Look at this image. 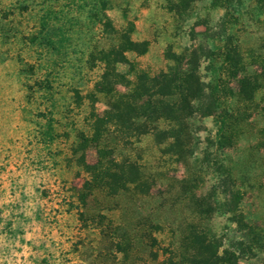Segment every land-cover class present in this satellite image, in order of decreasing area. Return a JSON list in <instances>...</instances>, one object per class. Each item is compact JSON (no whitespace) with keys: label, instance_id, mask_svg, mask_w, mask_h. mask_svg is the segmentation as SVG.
<instances>
[{"label":"rangeland","instance_id":"1","mask_svg":"<svg viewBox=\"0 0 264 264\" xmlns=\"http://www.w3.org/2000/svg\"><path fill=\"white\" fill-rule=\"evenodd\" d=\"M68 1L0 0V264H114L96 258L106 246L80 213L77 191L87 179L80 158L89 164L96 159L92 115L108 109L109 96L98 84L105 65L96 51H116L123 35L143 42L138 50L144 52L124 57L150 75L174 65L173 54H185L184 67L196 70L206 94L216 85L224 88L209 109L236 108L238 121L231 145L220 146L216 115L204 114L210 99L194 102L182 155L152 135L134 139L113 128L114 155L138 163L141 175L152 180L150 193L131 191L113 200L99 194L89 198V211L106 206L103 212L128 224L151 218L183 228L194 221L227 244L239 235L229 214L216 208L227 189L240 193L235 205L264 230V0H108L110 28L76 13L80 24L72 45L58 55L38 44L39 18ZM229 33L242 56L239 87L224 68ZM115 69L123 79L114 90L125 92L134 80L130 65L116 63ZM50 85L51 96L44 88ZM50 109L56 136L46 143L41 134ZM191 193L211 204L207 216L193 214ZM169 236L167 227L159 235L165 243Z\"/></svg>","mask_w":264,"mask_h":264},{"label":"trees","instance_id":"2","mask_svg":"<svg viewBox=\"0 0 264 264\" xmlns=\"http://www.w3.org/2000/svg\"><path fill=\"white\" fill-rule=\"evenodd\" d=\"M108 3V0H69L66 7L48 8L39 18L40 28L36 36L38 44L55 54L64 53L72 45L75 27L80 24L76 13L85 12V21L99 24L105 29L110 28V19L106 14ZM234 39L232 33L225 37L222 56L227 77L239 87L244 84L239 76L242 71V56ZM121 40L116 51L112 48L96 51L98 60L105 65L98 84L101 85L99 92L109 96L108 109L102 115L93 114L89 125L92 144L96 150L95 161L89 164L82 157L79 160L80 166L87 173V179L77 191L82 210L80 213L85 216L84 220L95 225L100 240L106 246L98 251L96 258L101 261L110 258L114 264H238L245 257L264 256V230L247 219L235 205L236 199H240L238 191L222 190L223 200L216 207L229 214V220L235 224L239 234L237 239H231L227 244H223L221 238L206 232L194 221L188 222L183 228L171 227L159 219L151 218H139L128 224L103 212L102 210H109L106 206L97 212L89 211V198L94 200L99 194L113 200L118 195L131 191L141 195L150 193L152 180L141 175L138 163L114 155L115 147L109 145L113 128H119L123 136L134 139L152 135L158 145L164 143L172 154L182 155L188 136L186 120L191 117L194 102L202 103L205 99H210L204 107V114L216 115L217 143L220 146L231 145L233 125L238 121L239 110L236 108H222L213 112L209 109L220 100V93L224 88L216 85L206 94L196 70L184 67L185 63L182 61L185 54H173L170 59L174 61V65H170L166 71L150 75L133 66L124 57V52L127 51L144 52L145 49L138 50L143 42L133 41L126 35ZM116 63L130 65L134 76L125 92L114 90V86L123 79L115 69ZM44 88L51 96L52 85ZM242 94L238 90V95ZM241 99L246 100L244 97ZM218 104L220 106L221 103ZM48 114L44 116L41 136L46 143H51L56 136V121L52 116V109ZM161 122L164 126L160 125ZM188 197L194 200L193 214L198 219L213 210L209 202H204L203 197L194 193ZM176 198L181 197L179 195ZM166 227L170 234L167 243L164 238L159 237ZM257 264H264V258Z\"/></svg>","mask_w":264,"mask_h":264}]
</instances>
